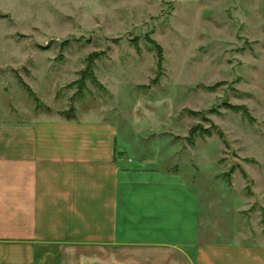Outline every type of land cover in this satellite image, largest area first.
<instances>
[{"label":"rangeland","instance_id":"obj_1","mask_svg":"<svg viewBox=\"0 0 264 264\" xmlns=\"http://www.w3.org/2000/svg\"><path fill=\"white\" fill-rule=\"evenodd\" d=\"M74 106L160 173L128 196L156 238L264 246V0H0V120Z\"/></svg>","mask_w":264,"mask_h":264},{"label":"crops","instance_id":"obj_2","mask_svg":"<svg viewBox=\"0 0 264 264\" xmlns=\"http://www.w3.org/2000/svg\"><path fill=\"white\" fill-rule=\"evenodd\" d=\"M40 110L0 120V264H264L261 244L156 238L155 209L138 224L128 196L160 173L127 170L117 122Z\"/></svg>","mask_w":264,"mask_h":264},{"label":"trees","instance_id":"obj_3","mask_svg":"<svg viewBox=\"0 0 264 264\" xmlns=\"http://www.w3.org/2000/svg\"><path fill=\"white\" fill-rule=\"evenodd\" d=\"M64 114L68 115L67 113H64ZM68 116H69V115H68Z\"/></svg>","mask_w":264,"mask_h":264}]
</instances>
